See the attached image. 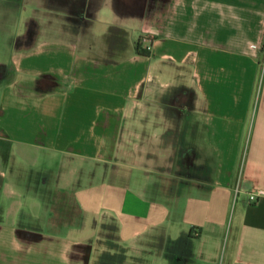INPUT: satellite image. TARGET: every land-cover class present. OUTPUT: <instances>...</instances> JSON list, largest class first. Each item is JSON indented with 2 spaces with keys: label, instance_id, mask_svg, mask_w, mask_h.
Returning <instances> with one entry per match:
<instances>
[{
  "label": "crops",
  "instance_id": "crops-1",
  "mask_svg": "<svg viewBox=\"0 0 264 264\" xmlns=\"http://www.w3.org/2000/svg\"><path fill=\"white\" fill-rule=\"evenodd\" d=\"M54 4L0 62V264H264V0Z\"/></svg>",
  "mask_w": 264,
  "mask_h": 264
},
{
  "label": "rangeland",
  "instance_id": "rangeland-1",
  "mask_svg": "<svg viewBox=\"0 0 264 264\" xmlns=\"http://www.w3.org/2000/svg\"><path fill=\"white\" fill-rule=\"evenodd\" d=\"M62 9H60V15ZM56 6L53 0H0V62H10L12 60L15 48L17 45L21 44L23 37L26 35H32L33 39L38 40H49L54 37L55 29L57 27L55 21ZM60 16V31L67 28V21L62 20ZM68 26H71L68 24ZM66 30V29H65ZM134 39V37H132ZM264 57L261 60L258 85L256 88L257 94L260 92L261 83L264 78ZM54 174V172H53ZM67 174V173H66ZM65 184H69V179L71 177L65 176ZM86 183L85 180L82 181ZM49 186L47 188L48 194L45 197L46 205L36 204V198L32 195L26 198L25 205L29 207L31 212L40 217L39 223L36 221L20 219L21 224H27L28 226H39L42 225L44 221H52L56 217L55 208L58 207L59 203L55 200L57 199L54 195L53 186L55 183L53 180H49ZM53 190V192H52ZM51 192V193H50ZM239 198V197H238ZM233 199L231 205V218L234 213V208L236 206L237 199ZM38 203V202H37ZM66 206H69L67 203ZM88 224L83 228H59V233L71 241H81L83 238L92 239L95 231L92 222L93 217H88ZM46 230L52 231L53 227L47 225ZM84 239V240H85Z\"/></svg>",
  "mask_w": 264,
  "mask_h": 264
},
{
  "label": "built area",
  "instance_id": "built-area-1",
  "mask_svg": "<svg viewBox=\"0 0 264 264\" xmlns=\"http://www.w3.org/2000/svg\"><path fill=\"white\" fill-rule=\"evenodd\" d=\"M138 45L140 49L150 52L153 48V39L150 35H142L138 40ZM239 190L240 189L237 188V192ZM248 197L251 203L258 202L260 199L264 198V188H258L253 191H249Z\"/></svg>",
  "mask_w": 264,
  "mask_h": 264
},
{
  "label": "trees",
  "instance_id": "trees-1",
  "mask_svg": "<svg viewBox=\"0 0 264 264\" xmlns=\"http://www.w3.org/2000/svg\"><path fill=\"white\" fill-rule=\"evenodd\" d=\"M137 50H138V52L141 53V54H148V53H149V52H147V51H144V50L140 49V47H139L138 44H137Z\"/></svg>",
  "mask_w": 264,
  "mask_h": 264
},
{
  "label": "flooded vegetation",
  "instance_id": "flooded-vegetation-1",
  "mask_svg": "<svg viewBox=\"0 0 264 264\" xmlns=\"http://www.w3.org/2000/svg\"><path fill=\"white\" fill-rule=\"evenodd\" d=\"M53 2H54V0H53ZM27 36V35H26Z\"/></svg>",
  "mask_w": 264,
  "mask_h": 264
}]
</instances>
